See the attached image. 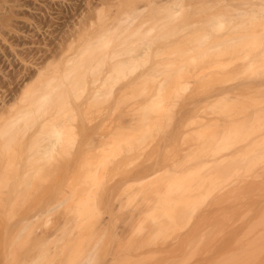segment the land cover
<instances>
[{"label": "rangeland", "instance_id": "374dc122", "mask_svg": "<svg viewBox=\"0 0 264 264\" xmlns=\"http://www.w3.org/2000/svg\"><path fill=\"white\" fill-rule=\"evenodd\" d=\"M233 1L235 2L237 0H233ZM233 1L232 0H174V1L173 0H0V120L6 119L8 117V114L10 116L15 109L20 107L21 100L25 101L24 106H22L23 102L21 103V106L23 108L20 107L24 109L25 107H29L28 105L29 102L32 101V97L34 99L35 98L37 99L36 102H39L38 99L41 97V93L43 95L47 92H50L52 96L51 97L52 104L51 103H50L51 105L49 104L48 111L45 113L44 116H46L48 112L51 113L52 111L51 114L48 113L50 116H52L51 119L54 118L56 120H61L63 114H66L69 111L71 112V110L74 108L72 114L70 113L72 119L69 120L70 116L67 114H66L67 116L66 118L68 120L66 118L63 119H66L64 121H66L65 123L67 124L65 125L64 129L66 128L65 130H67L69 126L71 127V129H73L74 127V130H72L73 135H71L72 133L70 135L71 137L74 136L73 138L76 137L74 139L76 141L75 142L73 141L74 144L71 143H70L71 145L69 143L64 144L63 142V144L60 145L61 147L59 146L60 147L59 152L56 151V153L57 152L59 153V155L57 153L56 157H54L55 156V152H54L53 154L54 156L52 155L53 157L52 156L47 157L50 159H47L45 157L46 160H44L43 158V161L40 162L39 164L41 165L40 168H42L40 169L37 167L38 166L37 164L34 166L33 164L34 160L32 161V158L29 157L28 155L29 154L28 150L30 149V147L27 146L25 148V144H24L26 143L27 140L32 138V136L28 137V135L22 134L20 129L18 131V129L16 128L6 133V135L9 134L8 136H13V139L15 140L10 147L8 148L3 147L0 150L2 153H4V157H2V159L0 158V170L2 173V178L3 177L6 179L10 178V180L13 179L12 183L13 181L16 180H18L19 182L17 181L18 182L17 184L15 182L14 186L12 187V190H10L11 187L7 185L6 187L4 183H2L5 186V187L3 186V188L9 187L8 188L9 194L8 196L7 194L4 195L5 197H7L5 200H3L4 197L2 198L3 201L0 200V221L2 222L3 220L5 222L6 220H10V219L14 220L17 214L21 215L24 212L26 213L39 212L40 208H43L45 202L49 200V203H51L53 208H51L48 211H44L43 208V211L42 210L41 211L44 213V215H40L42 216L40 219H37L39 217L37 215L38 217L36 216L35 217L36 219L35 220L33 219L34 221H31V223H29L28 229H30L32 233L36 232L35 234H37L36 235L37 238L40 235V232H41V236H40L41 239L43 236H44L43 238H45V236L46 237L53 236L54 234L52 233H57L59 229L62 227V225L59 222L62 220V214L68 213L66 210V206L71 200L70 198H72L73 196V194L69 190L62 191L61 188L67 187V184L70 182L72 178L85 174V163L87 162L85 160V157L92 152H98L99 150H101L100 148H103L106 139L107 140L109 139L110 132L116 135V134H120L121 132L129 131L131 118H134L135 116L137 117L140 116L139 117L140 120L138 119V121H141L142 119L141 113L139 112L137 106L139 105L140 102L142 101L145 102V100L148 99L146 98L148 97L147 95L151 94L152 92L151 90L153 89V86L154 87L156 86L155 80L157 78L151 80V77L150 78L148 77L151 76L149 75V73L152 74V76L156 75L154 76L155 78L159 76L162 77L163 75L165 76V74H166L165 77H168L167 74L168 73L170 74V71L173 74L176 73L177 70L175 68H188L190 66H194L196 68L200 67L202 69L204 67V69L206 68L205 70H207L208 68L216 67L217 66L216 62L221 61L222 59L228 60L230 56H232L231 53H233V51L234 52L239 51L237 50V47H239V49H241V47L243 48L242 49L243 51L240 50L242 52H239L242 54L246 53V51H250V48H248L249 49L248 50L246 48L247 47L246 45L247 43H249L248 42L249 39L252 38L253 36L251 37L250 35L249 36L246 35V32H244L243 30L244 28L245 31L247 30L249 31L250 29L251 31L253 29H259L260 25L261 26L264 25L263 23L264 15H262V17L255 18V21L253 22L254 24L252 22H249V20L247 19L248 22H245V24L241 23L238 28L236 27L237 31L235 33H234L235 28L234 29L230 28L228 24H226L225 26L227 27L229 26V28H225L224 30L222 31L220 30L218 32L215 31L212 26L210 29H208L209 24L208 23L206 24V21L208 19H209L208 21H210L211 19L210 17L216 15L217 13H219V15L224 14L223 17H226L227 19L229 17L228 16L229 12L232 13L231 10L234 8L232 7L231 9L230 5L242 4V3L246 4L245 2L247 0H241L242 2L237 1V3H234ZM213 6H215V8H212ZM135 7L137 9H135L134 12H131L132 8ZM175 8L177 9V11L173 13ZM127 14H132V15H127ZM125 17L126 18L129 17L128 18L129 21ZM124 18L126 19L125 21ZM257 21L259 24H255L257 23ZM249 23H252L250 24L252 26H250ZM253 25L255 27L257 25V27L254 28ZM150 27L152 30L151 32L147 33V35L150 37L146 38L144 36L145 33H143L142 31ZM204 27H206L208 30L213 29L214 32H212L211 30L212 33L210 32L207 33L208 35L206 34L207 36L206 39L205 38L200 39L202 33H204V30L206 29V28L203 30L201 29ZM263 27L264 26H262V28ZM240 28L241 30H239ZM108 29L110 30L108 31ZM231 29H233L232 30L233 32L232 31L230 32ZM100 33L101 36H106L107 38H109L110 44L107 47L101 48V43H100L101 36L99 35ZM249 33L250 32H247V34ZM234 34L237 35L235 36ZM98 35L100 37H98ZM96 36L98 38H96ZM106 37H103V39L104 38L106 39ZM81 40L82 42H80ZM90 40L94 42L92 41L90 42ZM120 40L127 41L126 42L127 45H125V43H122L126 49L128 47L129 48L133 47L134 50L133 51L131 50L132 52H128L123 47L122 50L127 52L125 53V55H118V57L119 56L124 57L123 59L125 60L127 59L129 60L133 58L139 61L138 64L141 61L145 62L142 63L143 65H141V63L139 64L140 65L139 68H141V70H139L138 73L140 74H138L136 71L131 79L132 81L129 78L122 80L123 82L126 81L125 83H121L122 82L121 80H116L113 82L112 85L114 87L112 88L108 86V84L107 86L102 84V86L99 87V83H98L99 89L97 88V86H95V88H97L98 90L97 94L95 93L94 95L95 97L92 95L95 91L94 87H92V83L95 84L96 82L90 83L91 84L90 86L89 82L87 81L88 83L87 85L89 86L88 88L83 87L85 90L87 89L86 92L83 89L85 93L84 95L80 87L81 84L86 82L79 81L76 83L70 77L71 70L74 69L75 71L76 69L73 75L76 74V77L75 76L74 77L77 78V76H80L82 72L80 70L87 69L88 67L86 63H84L85 61L86 62L92 61L93 63L95 58H98L97 59L98 61L102 60L104 62L106 57H107L106 60L108 59L112 60L111 57L114 56L111 55L114 54V53L112 54V52H114L113 50L116 49V45L119 44L120 46H122ZM83 42L84 44H86V42H89V44L90 43L91 44L89 48L87 49L83 48V50L81 51L79 49V45H81V43ZM236 42L237 45L239 44V46L237 47L236 44H234ZM98 44H100V46ZM128 44H130V46ZM94 46H99V47L98 49H95V51H93L92 47L94 49ZM121 48H119V50H121ZM244 48H246L247 50L246 49L244 50ZM259 51L261 50L259 49L258 52ZM106 54L108 56H106ZM114 55L117 56V54ZM231 58H233V56ZM66 59H71V63L69 65L64 63V60ZM194 60L195 63L192 64ZM169 61L171 62L173 61L172 64L166 63ZM188 61H192V62L191 63L189 62L190 63L189 64ZM196 61H198V63ZM70 65L71 67H73L72 69L70 68ZM103 65L100 63V65H97V67L103 68L104 67ZM118 65L117 62H114V63H109V65L107 66L118 67ZM90 66L93 67V64ZM60 67L62 69H59ZM64 67H66L68 70L64 69ZM167 67L169 69L171 68V70L168 69L169 70L167 71L168 73L165 72ZM146 68L148 69V71ZM153 68L154 70H152ZM157 68L158 69L166 68L164 70L165 74L163 70H157ZM172 68L175 69L174 70L175 72L172 70ZM145 69L147 71L148 76L147 74H143ZM59 70L61 74L59 73ZM61 70L64 71L62 72ZM149 70L150 71L152 70L151 71L152 73L149 72ZM77 71H79L80 73ZM159 71L161 72L158 73ZM67 73H69V75H67ZM102 73L104 74V72L98 71L92 73V75L95 76V78L99 79L100 77H96V76H98L99 74L101 75ZM141 73L144 75V78L143 77L140 78V76H143ZM65 74L68 76L69 79L65 76ZM136 74L138 76H135ZM52 75L55 77H53ZM63 75L64 78L66 77V81L69 80L70 82L73 83V85L72 83H66V81L63 79ZM48 76H51V78ZM188 76L192 78L190 75ZM60 77L63 79L64 81L63 83L62 81H60L62 80ZM49 78L51 79V81H49L50 80ZM170 80L171 81L169 82L166 80V82L168 84L170 83L172 84V81L174 79L173 80L170 79ZM132 82L134 85L132 84ZM157 82L158 81L156 80V84ZM166 82L164 83L165 86L167 84ZM41 83H45V84L43 85ZM146 84L148 85V87ZM82 86H84V84ZM149 86L151 87L150 90H148ZM194 86H195L194 89H196L197 83H195ZM198 86L199 88L201 87L200 82ZM70 87L71 88L79 87L78 90L82 91L85 97L81 96L82 99L79 98L81 92L78 93L79 95L78 94L74 95L75 96L74 97L72 95L74 94V92L71 93ZM110 88L113 90H110ZM35 89L36 91L34 92ZM88 89L89 91L92 90L90 91L91 94L90 93L89 94L92 95L93 97H90V99H89ZM255 89L256 92H259L258 88ZM198 90L201 91V89ZM198 90L196 89L197 92ZM68 91L69 94L71 95H68ZM32 92L36 94L33 95ZM259 94L256 97L251 96L252 98L249 100L247 104L245 103L246 104L245 106L252 108L258 106L257 104L259 99L264 97L263 95L260 96ZM188 95H190L189 98L191 101L195 98V101L193 100L194 107H196L198 101L201 100L200 98L201 96L203 100L201 103H199V105L202 106L208 105V107L211 106L213 108L215 107L214 104H216L217 102L215 100V97H210L202 93L200 95V92H198L197 95L195 94L194 98L192 96L193 92L192 94L190 92ZM28 96L31 98V99L29 98V101H27ZM26 97L27 99L23 100V98ZM182 97H181L182 99H179L180 110L178 109V112L175 114L177 118L173 114L171 120V122L173 121L172 122L173 124H170V121H166V119L164 118L165 121L169 123L168 126L171 128L169 129L168 127V129L166 130L167 131L166 134L163 133V131L165 132V130H163L164 129L163 126L167 123L164 122V119L163 120L161 119L162 117L161 115L159 116V118L154 116V118L150 117V118H145L146 120L143 119L144 121L142 120L143 122L148 124V127H153L154 125L152 124H154L153 122H155V120L157 119H161L160 121L163 125L159 122V120L155 122L161 125V127L159 126L160 128L158 129L160 132L162 128L160 133L161 135L159 134L157 135V133L159 132L157 131L158 127L156 126L158 125L155 126L156 130L154 127L153 130L155 132L152 131L154 132L153 133L154 135H152L151 137L148 133L147 134L145 133L144 135L142 134L143 136L141 135L139 144L143 143L145 147L142 146L143 148L138 149V151L141 150L140 151L141 156L135 162L131 161L123 164L119 162L117 163V165L113 164L111 166H107L106 164H103V166L101 167V178L103 179L102 186L104 185V187L100 186L91 192V194L92 195L95 194L96 197L95 206L93 208L95 209L98 215L94 217V219H91L92 223L91 221H89L87 224H85L84 229L82 228L81 231V232H86L92 229V235H93V239L91 240L92 242L90 244L91 246L92 245L93 246L92 248H90L91 250H89L91 253H93L91 254L92 259L91 260L90 258L89 260L86 259L87 262H85V264H185V262L187 261L188 262L197 261L202 257L207 258L209 255L211 257V254L215 253L214 244H217L218 242V244L221 245L223 243L228 242L234 228L240 226L243 223V220L246 219L247 212H245V215L240 214V212L237 209H241V208H236L237 206L232 208L229 207L230 209L219 208L216 212L212 209L211 206H208L205 209V211L203 210L204 212L195 211L192 213H188V212L185 213L182 210H180L178 207L174 206V207H167V212L162 211V213H164V216L159 218L158 220L159 222L155 223V221L154 222L151 221L152 219H150L151 216L149 217V214L154 209V207L152 206H155V204H157L158 202L160 205H164L165 203L160 200L161 198L160 196L161 193L166 188V184L170 176L169 173L172 170L174 172L175 171L174 169H179V171L176 170L178 172L182 170V167L178 166L179 162L181 163V160L179 162H177L178 160L173 162L174 167H172L171 165L172 162L170 161L169 156L178 159L181 158V156L183 155L182 153L186 151L185 150L186 147L185 148L182 147L185 146L186 145L185 143L187 142H185L184 145L181 141L183 145L182 146L179 139L187 141L186 139H184L185 136H189L188 133H185L189 131V126L187 125V123L191 121L195 122V124H193V127L191 126L192 122L190 125V127H192V134L190 137L193 138L194 137L193 135L196 134L195 131L201 129V127L197 128L199 127L198 124L200 125L201 123H203L201 125L202 126L205 125L207 127L208 124L212 122L211 120V122L209 121L208 123L205 120L208 124L207 125L206 123L204 124V119H202L204 115L201 113L202 110H200V108L197 109V111L198 112L200 111V114H202L201 117L203 116L202 118L200 117L201 118L200 122H198L199 119H197L200 116L197 111L196 113L199 116L196 114L194 115L195 117H192L193 114L189 113L192 111L191 109H189V106L187 111L186 109L182 110V106L190 102L189 98L186 97L185 95H182ZM140 98L142 99V101L140 100ZM51 100L48 101L50 102ZM261 100H263V98ZM40 103H42V101ZM261 103H264V100ZM219 104L220 106H222L221 108H223L224 105L225 106L227 104L230 105L229 101H227V98L223 99L221 102H219ZM188 105H190V103ZM239 105H240L239 107L241 108L239 109V111L242 112L243 110L242 115L239 116H243L244 115L243 113H245V110L247 108L244 106V102H242V104L240 103ZM218 106L219 105L217 104V107ZM57 107H59L61 111L59 112L57 111L58 115L54 116L55 114H57L55 110ZM78 107L79 108L81 107L82 110L81 109L77 110ZM227 107L226 109H229ZM221 108L219 112L220 114H225L224 112L226 113L229 112L228 110L225 109V107L223 108L224 110H222ZM181 110L183 112H181ZM193 111L192 113H194ZM213 112L215 111H212L211 115L216 116L217 113L214 114ZM179 114L181 117H179ZM49 115H47L46 117L49 118ZM46 117L45 118L42 117V119L44 120L43 123L46 122ZM214 118L216 119V117ZM214 118L213 117L212 118L209 117L208 119L206 118L207 120L213 119L212 124L208 126L209 127L207 130L209 131L208 133H212V132L218 133V132H214L213 129L215 127H218L216 122L219 120V118L218 120H215ZM223 118L225 119L224 120L225 123L221 125V121L223 120L218 121L220 122L218 123L219 128L220 125L224 126V124L226 125V123L229 121L228 122L229 124L227 123V125L231 126L230 124H232L231 126L232 129L231 127L230 128L226 127L227 125L225 126V128L222 127L221 129L224 128V130H228V131H232L236 129L234 128L236 122L234 123L233 126L232 122L234 121L230 120L231 118H229L227 122H226L227 117H223ZM51 119L49 121H51ZM183 119L188 121L187 123L185 122V125H187V127L184 126V123H182ZM220 119H222V117ZM241 119H240L241 122H246V123L248 122L246 121V118H241ZM72 120H75V122ZM201 120H203V122H201ZM250 120L253 121V124L255 125L260 124L264 126V124H261V122L264 123L263 122L264 120L259 119L260 123H258V119H254V120L250 119ZM64 121H62V123ZM71 121L72 124L74 122V125L70 124ZM142 121H141V124H143L142 126L147 127V125L144 126V123ZM176 122L177 123L179 122L180 124L179 123L177 124ZM255 122H257L258 124H256ZM182 124L184 127L182 126ZM170 125H172L173 127ZM236 125L238 128L237 131L243 129L241 127V123L238 124L236 123ZM175 126L177 127L176 129H178V131L172 134L174 130H176L174 129ZM263 126L262 129H264ZM182 127L183 129L185 127L186 128L184 132L182 131V136L179 137L180 128L182 129ZM206 127L205 128L202 127V129L203 128L205 129L203 131L205 134L207 133ZM249 129L252 130V128H248L245 130L243 129L240 132L242 134H244V131H246L245 133H249L248 132L250 131ZM254 130L255 128H253V131ZM69 131L68 133H70ZM175 134L176 135L179 134V135L178 137L174 136V140H173L172 135ZM99 136L100 138H102L101 142L92 145L90 138H98ZM217 137H220V135H218ZM262 137L263 135H260L256 138L260 139ZM176 138H177V142L175 141ZM209 138L211 137L209 136ZM196 139L197 140L200 139L202 141L201 138L199 139L196 138ZM241 139H245V138L242 137ZM199 141H196L198 142L197 147L200 144L203 147V145L205 144H202V142L199 143ZM139 144L138 146L136 145L137 148L141 146V145L139 146ZM187 146L189 147L190 145L187 144ZM191 147L193 148L195 146L191 145ZM197 147L194 148L193 150L195 151ZM232 147L234 148L235 146L232 145ZM131 152H133V149ZM232 152L234 153V151ZM36 161L38 162V160ZM32 165L34 167H32ZM149 165H151V167L155 166L153 167L154 171L151 173V175L144 177V179L137 178L136 174L141 173V171H143L144 169L151 168L149 167ZM187 165L186 167L189 166ZM20 166L21 167L23 166L22 169ZM166 168H171L172 170L167 172ZM150 170L152 171V168ZM184 171H187V169L185 168ZM75 172L78 173L79 175H76ZM2 184L0 185L2 186ZM63 197L69 200L66 199L64 202L63 201L60 202V200ZM150 208L153 209L151 210ZM211 210H213L214 213L211 212ZM206 212L208 213V215ZM146 220L147 222H145ZM149 222L151 223L152 226V227L150 226L151 229H149L150 227H148L150 233L149 231L147 232V230H145L147 227L144 229V227L140 226V225L148 226ZM2 225L4 228L3 222ZM153 226L154 228L156 227V229L161 228L160 231L158 230L155 231L153 229ZM139 227L140 229L142 228V230H140L141 233L143 232L141 235L140 232L139 234L137 232V229ZM3 228L0 225V234H2ZM50 228L51 230L53 229L54 231L48 232L47 230ZM44 233L45 234L50 233V234L49 236H47L44 235ZM58 233L59 236L61 232ZM54 236L53 238L55 239ZM34 239H32V241ZM148 242L149 244L151 243L150 246L148 245ZM142 243L144 244L146 243V245L144 244L142 245ZM63 247H60L61 250L62 249L64 250ZM211 247L214 249H212ZM2 248L4 247H2L0 244V254L2 252L3 255V251H1ZM56 248L54 249L55 252L59 253V255L63 260V253H62L63 250L62 251L60 250V252H58L57 251L58 248L57 249ZM18 257H20V255ZM12 258H9L7 262L9 260H12L10 263L15 264L16 262L14 263V261L16 260ZM18 259L21 260V258ZM23 261H21V263ZM4 262H6V259L5 261H3V258H0V264H5ZM21 263L18 262V264ZM26 263L27 262L25 261L23 262V264Z\"/></svg>", "mask_w": 264, "mask_h": 264}, {"label": "bare ground", "instance_id": "6f19581e", "mask_svg": "<svg viewBox=\"0 0 264 264\" xmlns=\"http://www.w3.org/2000/svg\"><path fill=\"white\" fill-rule=\"evenodd\" d=\"M237 1L242 2L241 0H237ZM237 1H235V2L233 1V2L237 3ZM243 2H245V1H243ZM245 3L246 4L242 3V4L230 5L231 9H232V7H234V8L231 10L232 13L229 12V15H228L229 17L227 16L228 17L227 19H226V17H223L224 14L219 15V13L211 16L210 21H208L209 19L206 21V24L207 23L209 24L208 29H210L212 26L214 28V30L218 32L220 30L221 31L224 30L225 28H229V26H230V28H233V29L235 28L234 29V33H235L237 31L236 29L240 26L241 23L245 24V22H248L247 19L249 20V22L253 23L255 21V18L262 17V15H264V0H247ZM227 7H228V5H227ZM212 8H215V6H213ZM135 9H137V8L136 7L132 8L131 12H134ZM176 11H177V9L175 8L173 13H175ZM127 15H132V14H127ZM129 17H127V18L125 17V18L128 19ZM125 18H124V21L126 20ZM128 21H129V19H128ZM130 22H131V19H130ZM130 22H129V24H130ZM252 23H249V25ZM261 23H262V21H261ZM226 24H228L229 26L228 27L225 26ZM255 24H259L258 21ZM250 26H252V25H250ZM262 26H264V25H262ZM262 26L260 25V28H259L260 30L259 29H253L254 31L253 30L251 31V29L249 31L248 30L245 31V28H244V30L242 29L244 32H246V35H248V36L250 35L251 37L253 36L252 38H250L252 40L249 39V41H248L249 43H247V45H246L247 46L246 48L247 49L250 48V51H246V53H243V54L239 53V52L243 51L242 50L243 48L241 47V49H239V47H237V46H239V44L237 45V42H236L234 44H236L237 50H239V51L238 52L233 51V53H231L233 58H231L232 56H230V58L228 60L222 59L221 61L216 62L217 63L216 67H211V68H208L207 70H205L206 68L204 69V67L202 69L200 67L196 68L194 66H190V67L187 66L188 68H175L177 70L176 73H174L175 75L173 73H171V71L169 74L167 71L171 70V68L169 69L167 67V69L165 68L166 69L165 72L168 73L167 74L168 77H165L166 76V74L164 72L165 69H158L157 68V70H163L165 76L163 75L161 77L158 75L159 77H155V78H154V76H156V75L152 76V74H150V73H149V75H151V76H148V74H147L148 69L147 68H146L147 71L145 69L146 73H145V71L143 72V74H147V76L149 78L151 77V80L157 78L156 80L158 82L156 84V80H155L156 86L155 87L153 86V89L151 90L152 92L150 91L151 94L147 95L148 97H146V98H148V99L145 100V102L142 101V99L140 98V100L142 102H140L141 103V104L139 103L140 106L138 105L137 107L139 109V112L141 113V118H142L141 121L145 118H150V117L154 118V116L159 118V116L161 115L163 117V118L161 117L162 120L165 118L166 121H170V124H173L172 123L173 121L171 122V120H172L173 114L175 116V114L178 112V109L180 110L179 99L184 98V97H182V95H185L186 97L189 98L190 95H188V94L190 92L192 94V92H193L192 96L194 98V95L195 94L197 95V93L200 92V95L202 93V94L210 96V97H215V100L217 101L216 104H214L215 107L212 108L210 106L211 107V109H210V107H208V105L207 106L199 105V103H201L203 100V98L201 96L200 97L201 100L199 99L200 101H198V104L196 107H194V105H193V100L195 101V98L192 101L189 98L190 102L189 101L188 102L190 103V105H188L189 103L186 102L187 104L186 105L184 104L185 106L184 105L182 106V110L186 109V111H187L188 106H189V109H191L192 111L194 110L193 111L194 113H192V111L189 113L193 114L192 117H195L194 115L197 114L196 113L197 109L200 108V110H202L201 113L204 115V117H206V115H207V117H206L207 119L209 117H211V118L216 117V119L214 118L215 120H218V118H219L218 121L223 120V121H221V125L223 123H225V121H224L225 119L223 117H227L226 122H227V120H229V118H231L230 120L234 121V122H232L233 126H234V123L236 122L237 124L241 123V127L244 130L248 129V128H252V130L249 129L250 130V131H248L249 133H245L246 131H244V134H242L240 131L243 129H241L240 131H237L238 128H237L236 123L234 126V128H236V129L233 128L234 130L228 131V130H224V128L229 121L226 123V125L224 124V126L220 125V128H219V124H218L220 122L217 121L216 123H217L218 127H215L213 130H214V132H218V133H213V132L208 133L209 132V131H207L209 128L208 126H210L212 124L213 119L207 120L203 116H202L203 117L202 118L201 117L202 114H200V111L199 112L197 111L198 114L200 115L199 116L197 114L199 117L198 116H197L198 118L196 117L197 119H199L198 122H200L201 118L204 119V124L206 123V125L209 123V121L211 122V120H212V122L210 124H208L207 127L205 125L202 126L201 124H203V123L200 124L201 126L197 123L199 126L197 128L201 127V129H200L201 131L196 130L195 131L196 134L193 133V134H195V135H193L195 137V139H194V137L191 138L190 136L192 134V127H193V124H195V122L191 121L192 122V125H191V122H188L185 120L187 118L183 119V122L181 121L182 123H184V126H186V127H187V125L189 126V131L185 132V133H188L189 136L184 137V139H186L187 141L181 140L178 138L180 143H181V141L183 144L185 142H187V143H185L186 145L184 144L185 146H183L182 143H181V145L183 147L180 146L182 148L186 147L185 148L186 151L184 153L181 152L183 154L181 156L182 159L181 158L176 159V158H172L170 156H169V158H170V161L172 162L171 163L172 167H174L173 162H175L176 160H178L177 162H179L181 160V163L179 162L178 166L182 167L181 171H183V172H181V171H180L181 173L178 172L179 169H174L175 171L173 172V170L171 168H166L167 172L170 170H172V171L169 173L170 176H169V179L167 181L166 188L162 192L163 194L161 193V196H160L161 197L160 200L162 202H165V203H164V205H160L158 202L157 204H155V206H152V207H154V209L150 208L151 210L153 209L152 211L149 210V211H151L149 214V217L151 216L150 219H152L151 221L152 222L155 221V223L159 222L158 221L159 218L164 216V213H162V211L167 212V207H174V206L178 207L180 210H182L185 213L186 212L192 213L195 211H203V210L205 211V209L208 206H211L215 212L219 208L230 209V208L236 207V206H237L236 208H241V209H237L240 212V214L245 215V212H247V217L245 216L246 219H244L243 223L241 224L243 226L240 225V226H238L239 228L238 227L234 228L232 235H231L228 242L223 243L221 245L218 244V242H217V244H214L215 247L214 246L213 247L215 248V250H214L215 253H212L211 257L209 255L208 257L206 256L207 258L202 257L197 261H192V262L187 261V262H185V264H264V129H262L263 125H260V124L255 125V124H253V121L250 120V119H252V120L258 119V123H260L259 119L264 120V117H263L264 116V103H261L264 100V97H262L263 100H261L262 98L259 99L258 104H257L258 106L254 105L255 107H253V108L245 106L252 97H256L259 93H260L259 94L260 96L261 95L264 96V27L262 28ZM241 27H243V26H241ZM256 27H257V25H256ZM256 27L254 26V28H256ZM205 28L206 27L201 28V29L203 30ZM208 29L206 28L204 30V33L201 32L202 36L201 37L199 36L200 39L201 38L206 39L207 38L206 34L210 33L211 30H212V32H214L213 29H211V30H208ZM233 29H231L230 32ZM109 30L110 29H108V31ZM151 30L152 29L150 27V28H146L142 31L143 33H145L144 36L146 38L150 37L147 35V33L151 32ZM239 30H241V28ZM106 31H107V28H106ZM247 32H250V33L247 34ZM104 34H106V33H104ZM237 34H234V35L236 36ZM99 35L101 36V33ZM99 35H98V37H100ZM102 35H103V33H102ZM98 37L96 36V38H98ZM103 37H106V36H101V39H100L101 48L107 47L110 44L109 38L106 37V39L105 38L103 39ZM238 37H239V35H238ZM96 38H95V40H96ZM233 40H236V39H233ZM91 41L92 40H90V42ZM80 42H82V40ZM92 42H94V41H92ZM120 42H121L122 46H120L118 44V45H116V49H115L116 51L113 50L114 52H112V50H111L112 54L113 53L117 54V56L114 54L111 55V56H114V57H111L112 60H109V59L106 60V58H107L106 57L104 62L101 59H100L101 61H98L97 60L98 58H95L93 63H92V61H90V62L85 61L84 63H86V65L88 67L86 66L87 69L80 70L82 72H81L80 76H77V78H75L76 74L73 75L74 72L76 71V69L74 71V69H72L73 67H71V65H70V68L73 70V71L71 70V72H73V73L70 72V77L76 83L79 81L80 82L81 81L86 82V83H83L84 86H82L83 84H81L80 88L82 91L84 88H88L89 85H87L88 84L87 81L89 82V84L92 82H96L95 84L92 83V87H94V90L96 91L95 92L93 90L94 93L92 95L94 96L95 93L97 94V91H98L97 88L99 89V87H101L102 84L106 85V86L108 84V86H110L112 88V87H114L112 85L114 81H116V80L122 81L123 79L125 80L127 78H129L131 80L133 75L135 74V72L137 71V73H138L139 70H141V68H139L140 67L139 64L141 63V65H143L142 63H145L144 61H141L138 64L139 61L133 59L132 57H130L132 59H129V60L128 59L125 60V59H123L124 57H121V56L118 57V55H125V53L127 51L132 52L134 50L133 47L132 48L128 47L126 49L123 46L122 43H125V45H127V43H126L127 41H124V40L121 41L120 40ZM90 44H89V42H86V44H84V42H83V43H81V45H79V49L81 51L83 50V48L87 49L90 47ZM98 45L100 46V44H98ZM128 45L130 46V44H128ZM99 46H94V49L92 47V50L95 51V49H98ZM123 47L127 51L122 50ZM119 48H121V50H119ZM246 48H244V50ZM259 49L261 51L258 52ZM92 50H91V52H92ZM240 50H242V51H240ZM111 52H109V53H111ZM80 53H82V52H80ZM107 54H106V56H108ZM116 57H117V60L119 59L118 61L116 60ZM120 57L122 60L120 59ZM82 61H84V60H82ZM114 62H117V65L119 64L120 66L119 65H118V67L107 66V65H109V63H114ZM172 62L169 61L166 63L172 64ZM189 62L191 63L192 61H188V63ZM196 62L198 63V61H196ZM64 63L69 65L71 63V59L64 60ZM84 63H83V65H84ZM87 63H89V64H87ZM100 63L102 65L104 64L103 68L97 67V65H100ZM193 63H195V60L192 62V64ZM92 64H93V67L90 66ZM122 64H123V66H122ZM80 65H81V63H80ZM59 69H62V68L60 67ZM64 69H67V68L64 67ZM175 69L172 68L173 71ZM152 70H154V68ZM98 71L104 72V74L102 73L101 75L99 74L98 76H96V77H100L99 79L95 78V76L92 75V73L98 72ZM151 71L149 70V72H151ZM77 72H79V71H77ZM160 72L161 71H159L158 73H160ZM59 73H60V70H59ZM138 74H140V73H138ZM67 75H69V73H67ZM67 75L65 74V76L68 78ZM188 75H190L192 78H190ZM135 76H138V75L136 74ZM171 76H172V78H171ZM48 77L51 78V76H48ZM53 77H55V76H53ZM66 77L64 78V75H63V79L65 81H66ZM141 77L144 78V75L140 76V78ZM148 77H147V79H148ZM60 78H58V79H60ZM63 79L60 80V81H62V83L64 82ZM170 79H172V80L174 79L172 81L173 85L171 83L168 84L166 82V80L168 82L171 81ZM164 80L167 83L166 86L164 84L165 83ZM49 81H51V79ZM125 82L122 81L121 83H125ZM133 82H132V84H133ZM149 82H150V79H149ZM199 82H200V86H201L200 88L198 86ZM66 83H72V82H70L68 80V81H66ZM98 83H99V87H98ZM191 83H192V86H191ZM195 83H197V87H198V88L196 87V89L197 90L201 89V91L198 90V92H197L196 89H194ZM41 84L44 85L45 83H41ZM132 84H130V85H132ZM72 85H73V83H72ZM85 85H87V86H85ZM90 86H91V84H90ZM95 86H97V88H95ZM167 86H169V87H167ZM147 87H148V85H147ZM111 88H110V90H113ZM255 88H258L259 92H256ZM78 89H79V87H77V88L74 87V88H71L70 90H71V93L74 92V94H72L73 96L77 95L79 92H81L79 98L82 99V97H85L84 91L86 92L87 89L86 90L84 89V91H83L84 95H83L82 91H79ZM150 89H151V87L149 86L148 90H150ZM254 89H255V91H254ZM35 91H36V89L34 90V92ZM88 91H89V89H88ZM90 91H92V90H90ZM90 91L88 92V94L89 93L91 94ZM34 92H32L33 95L36 94V93L34 94ZM43 92H44V89H43ZM184 92H186V93H184ZM28 93H26V94H28ZM90 94H89V99H90V97H93ZM68 95H71V94H69V91H68ZM37 96H40V95H37ZM51 97L52 96H51L50 92H47L43 95L41 93V97L40 98L38 97L39 102H36L37 99L35 98L36 99L35 100L32 97V101H30L29 105H28L29 107H25L24 109H22L23 108L22 106L25 105L24 104L25 101L21 100L20 107H22V108L18 107L19 109L18 108H17L18 110L15 109L11 113L10 116L8 114V117L7 118L5 117L6 119L0 120V150L3 147L8 148L14 143L15 139H13V136H8L9 134L6 135V133H8L10 130L15 129V128L18 129V131L20 129L22 134L28 135V137L32 136V138L27 140L26 143H24V144H25V148L27 146L30 147V149L27 148V149H29L28 155H29V157L32 158V161L34 160L33 161L34 166L37 164L38 165L37 167L40 168L41 165H39V164H40V162L43 161V158H44V160H46L45 157L47 158V157L52 156L54 154V152H55V156L54 155L53 156L56 157L57 153L59 152V148L61 147L60 145H62L63 142H64V144L65 143L74 144V142L76 141L74 139L76 137L75 138H73L74 136L71 137V135H73L72 130H74V127H73V129H71L70 126L68 127L67 130L69 131V129H70V131H69L70 133H68V131L65 130L66 128L64 129L65 125H67L65 123L66 121H64L67 119L66 114L70 116L69 120H71L72 118H71L70 113L72 114V112L74 111V108L71 110V112L70 111L68 112L69 114L68 113L63 114V116L61 117L62 118L61 120L64 121L63 123L61 120H56L54 118L51 119L52 116L49 115L52 113L51 110H50L51 113L48 112L49 114L48 113L46 114V116L49 115V118H48L44 115L48 111L49 104L50 103L52 104V100H51L52 98ZM186 97H185V99H186ZM29 98L30 97L28 96L27 101H29ZM225 98H227V101H229L230 105L227 104L228 107H227V105L226 106L224 104H222V105H224L223 108L225 107V109H226V107L229 108V109H226L229 112L226 113L223 111L225 114H220L219 112H220V108L222 106H220L219 102H221ZM26 99H27V97L23 98V100H26ZM48 100H51V101L49 102ZM253 100H254V98H253ZM260 100H261V102H260ZM41 101H42V103H40ZM47 102H48V104H47ZM242 102H244V106L247 109L245 110V113H243L244 114L243 116H239V115H242V112H243V110H242V112L239 111V109H241L239 107L240 106L239 104L240 103L242 104ZM21 103H22V106H21ZM217 104L219 105L218 107H217ZM252 104H254V103H252ZM252 104H251V106H252ZM183 107H185V108H183ZM57 108L55 109L57 114H55L54 116L58 115V112L61 111V109H59V107H57ZM76 108H77V106H76ZM223 108H221V109L224 110ZM80 109H81V107L80 108L78 107L77 110H80ZM182 110H181V112H183ZM212 111H215L213 113L214 114L217 113V115L216 116L211 115ZM240 112H241V114H240ZM221 113H222V111H221ZM42 117H44V118L46 117V122L43 123L44 120L42 119ZM139 117L135 116L134 118H131L129 131L121 132L120 134H116V135L112 134L110 132L109 133V139L108 140L106 139V142H105L103 148H100L101 150H99L98 152H92L85 157V160L87 161L85 163V174L77 176L75 178H72L70 180V182L67 184V187H69V188H67V187H64L65 189L63 187L61 188L62 191H68L69 190L73 194V196H72V198H70L71 200L69 201L68 205L66 206V210L68 213H63L62 214V220L59 222L62 225V227L61 228L59 227V228L62 229L63 231L59 229L58 232H61L59 236H58V234H59L58 232L52 233L55 235V236L53 235L55 237V239L53 238V236H51V237L49 236L50 233L49 234L44 233V235H47L49 237L45 236V238H43L44 236L42 235L43 237L41 239V237H40L41 232L37 238V236H36L37 234H35L36 232L32 233L30 231V229H28L29 223H31V221H34L36 219L35 217L37 215L39 216V217L37 216L38 217L37 219H40L42 217L40 215H44V213L42 212L43 208H44V211H48L51 208H53V206L51 205V203H49V200H47V199H46L47 200L46 202L44 201L45 204H44L43 208H40V211L42 210L41 211L42 214L39 210H38L39 212H36V213L24 212L21 215L17 214V216L14 218V220L10 219V220H6L5 222L2 220V222L4 224V228H3L2 222L0 221V225L3 228L2 229L3 235L0 234L1 235L0 244L2 247H4L1 250V251H3V255L1 252L0 258H3V261H5V259H6V262H4L5 264H9L12 260H9L8 262H7V260L9 258H12V257L16 260V261H14V263L16 262L15 264H18V262L21 263V261H23V260L25 262H27L26 264H54V263L55 264H85V262H87L86 259L87 260H89V258H90V260L92 259L91 254H93V253H91L89 251V250H91L90 248H92V246H93V245L92 246L90 245L92 242L91 240L93 239L92 229L90 231H86V232H81V231H82V228L84 229L85 224H87L89 221H91V219H94V217H96L98 215L97 212L95 211V209L93 208L95 206L96 197H95V194L92 195L91 192L94 189H97L98 187L102 186V184H103V179L101 178V167L103 166V164H106L107 166H111L113 164L117 165V163H119V162H121L122 164L131 162V161L135 162L141 156V152H140L141 150L138 151V149L145 147L143 143L139 144V141L141 139V135L148 133L151 137L152 135H154L153 133L155 132L153 130L154 127L156 125H158V126H156V127H158L157 128L158 132H159L158 129L161 127V125H159L158 123H155L158 120L161 123V121H160L161 119L155 120V122H153L154 124H152L150 122L152 125H154L153 127H148V124L143 122L144 121L143 120L142 122L144 123V126L147 125V127L146 126L143 127L142 126L143 124H141V121H138V119L140 120ZM179 117H181L180 114H179ZM189 117H191V116H189ZM221 117H222V119H220ZM63 118H66V119H63ZM241 118H246V121H248V122L247 123L241 122L242 121ZM41 119H42V121H41ZM50 119H51V121H49ZM165 119H164V122H166ZM240 119H241V121H240ZM72 121L75 122V120H72ZM72 121L70 124L74 125V122L72 124ZM185 122L186 123L188 122L187 125H185ZM201 122H203V120H201ZM166 123L167 124L164 123L166 126L165 125L163 126V128H164L163 130H165V132L163 131L164 134H166V132H167L166 130L169 127L168 126L169 123L168 122H166ZM255 123L258 124L257 122H255ZM261 124H264V123L261 122ZM190 125L192 127H190ZM230 125L232 126V124H230ZM170 126H172V125H170ZM182 126H183V124H182ZM231 126L227 125L226 127L230 128ZM156 127H155V130H156ZM183 127H182V129L180 128V135L178 134L179 137L182 136V131L184 132V130L186 128L185 127L183 129ZM202 127L207 128L206 131L208 134L207 133L205 134L203 132L205 129L204 128L202 129ZM222 127H224V128L221 129ZM176 128L177 127L175 126L174 129H176ZM253 128H255L256 131L255 130L253 131ZM263 128H264V126H263ZM169 129H171V128L169 127ZM231 129H232V127H231ZM239 129H240V127H239ZM142 130H143V132H142ZM161 130H162V128H161ZM161 130L159 133H157V135L158 134L161 135L160 134ZM260 130H262V131H260ZM152 131H154V132H152ZM176 131H178V129L174 130V132L172 134L176 133ZM203 134H205V135H203ZM178 135H176V134L172 135L173 138L172 137L171 138L174 140V136L178 137ZM202 135H203V137H202ZM218 135H220V137H217ZM260 135H263V137L260 139H257L256 137H258ZM207 136H208V139H207ZM209 136L211 138H209ZM188 137H190V138H188ZM242 137H244L245 139H241ZM196 138H198V139L201 138L202 141L200 139H199L200 140L199 141ZM101 140H102V138H100V136L98 138H90L92 145L93 144L95 145L98 142H101ZM195 140L199 141V143L202 142V144H205V145H203V147H202V145L200 144L199 145L200 147L198 146L199 147V149H198V147H197L198 142H196ZM90 141H89V144H90ZM175 141L177 142V138ZM138 144H139V146L141 145L139 148H137ZM187 144L190 146L188 147ZM254 144H257V145H254ZM191 145H194L195 147L192 148ZM232 145H234L235 147L233 148ZM196 147L198 150L196 149L195 150L196 153H195V151L193 149ZM136 148H137V150H136ZM132 149H133V152H131ZM56 151H58V152L56 153ZM232 151H234V153ZM58 155H59V153H58ZM35 156H37V157H35ZM2 157H4V153H2L0 151V158L2 159ZM29 157H28V160H29ZM33 157H35L37 159H35ZM47 159H50V158H47ZM51 159H53V158H51ZM36 160H38V162ZM187 163L189 166L187 165ZM151 165H153V164H151ZM151 165H149V167H151ZM186 165L188 167H186ZM34 166L32 165V167H34ZM22 167H21V169H22ZM153 167H155V166L151 167L152 171L150 170L151 168H148L149 170L144 169L143 171H141V173L136 174L137 178H141V179L143 178L144 179V177L151 175V173L154 171ZM185 168L187 169V171H184ZM40 169H42V168H40ZM176 170H178V171H176ZM76 175H79V174L76 173ZM12 180L13 179L10 180V178L9 179L8 178L6 179L4 177L2 178V173L0 170V181H2V182H0V184L4 183L5 186L7 185V186L11 187L10 190H12V187L14 186L15 182H16V184L19 182L18 180H16V181H13V183H12ZM9 183H10V185H9ZM4 185L3 184H2V186L0 185L2 187V188L0 187V200H2L3 197H4L3 200H5L7 197H5L4 195L7 194V196H8V194H9V189H8L9 187L3 188ZM102 187H104V185ZM66 199L67 198L63 197L60 200V202L61 201L64 202ZM67 200H69V199H67ZM161 201H160V203H161ZM88 203H89V205H88ZM163 208H164V210H163ZM213 210H211V212L214 213ZM33 211H34V209H33ZM207 215H208V213H207ZM43 218H44V216H43ZM147 220H149V219H147ZM147 220L145 222H147ZM45 221H46V219H45ZM150 222H149L150 225L148 224V226H146V225H140V226L144 227V229L147 227L145 230H147V232H148L149 229H151V227H152ZM91 223H92V221H91ZM32 224H34V223H32ZM141 224H143V223H141ZM31 227H32V225H31ZM148 227H150V228L148 229ZM138 229H139V231H138ZM138 229H137V232L139 234V232H140V230H142V228L140 229V227H139ZM153 229L155 231H157V230L160 231L161 228L156 229V227L154 228V226H153ZM47 231L53 232L54 230L53 229L51 230V228H50ZM47 231H46V233H47ZM142 233L140 232V235ZM149 233H150V231H149ZM56 236H57V238H56ZM150 236H151V234H150ZM34 238H37L39 241L37 239H34ZM48 238H50V239H48ZM32 239H34V240L32 241ZM151 243H152V241H151ZM143 244L144 243H142V245ZM150 244L148 242L149 246H150ZM63 245H64V247H63ZM144 245H146V243ZM60 247L64 248V250L62 249L63 250V252H62L63 253V260H62L61 256L59 255V253H56L54 250L56 248L57 251L60 252V250H61ZM214 248H212V249H214ZM4 250H5V252H4ZM52 253H54V254H52ZM19 255H20V257H18ZM16 257H17V259L21 258V260L18 259L19 260L18 261L16 259ZM22 257H23V259H22ZM56 261H57V263H56ZM23 262L21 264H23ZM52 262H54V263H52Z\"/></svg>", "mask_w": 264, "mask_h": 264}]
</instances>
